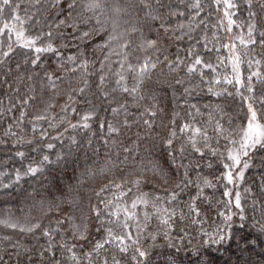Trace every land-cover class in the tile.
Wrapping results in <instances>:
<instances>
[{"label":"trees","instance_id":"obj_1","mask_svg":"<svg viewBox=\"0 0 264 264\" xmlns=\"http://www.w3.org/2000/svg\"><path fill=\"white\" fill-rule=\"evenodd\" d=\"M90 2L0 0V264H264V0Z\"/></svg>","mask_w":264,"mask_h":264},{"label":"snow or ice","instance_id":"obj_2","mask_svg":"<svg viewBox=\"0 0 264 264\" xmlns=\"http://www.w3.org/2000/svg\"><path fill=\"white\" fill-rule=\"evenodd\" d=\"M57 3H59V0H56ZM249 2V6H251V0H248ZM2 4L4 6H9V0H2ZM226 4H227V7H234L233 4L231 3H228V0H226ZM100 7V4L98 3V0H91V2L89 3L88 5V8L89 10H93V9H96V8H99ZM143 7L145 8H148L150 7L149 4L147 3H144L143 4ZM262 7H264V5H262ZM0 11H2V8H0ZM227 15V13H226ZM250 15H253V13H250ZM153 19H156V17H152ZM15 19L19 20V17H15ZM234 21H232L231 19H229V25L233 24ZM5 28H8V25H5ZM255 28V25H249V43H255L254 40L251 39V36H252V32ZM9 31H11V29L9 28L8 29ZM0 31H4V29H0ZM18 37L19 36H22L23 33H17ZM85 35H87V33H85ZM262 36H264V32L261 33ZM241 43H244V41L242 40ZM34 44V41H28V45H32ZM145 44L147 46V48H154L157 44V41L155 40H146L145 41ZM123 48L127 49L129 47V44L126 42L123 44L122 46ZM225 47H227V45H225ZM52 47L51 45H49L48 48L46 49H41V48H36V51L37 52H40V51H52ZM8 53H5V55H7ZM33 63H35V61H33ZM197 64L200 63V60L197 59L196 61ZM153 67H155V65H153ZM192 69H190L191 71ZM145 71V68H141L140 70V75H143V72ZM254 75H258V73H254ZM49 79H51V76H49ZM229 83H231V81H228ZM237 83H239V80H237ZM125 91H127V89H125ZM249 92H252L253 89L251 87H249L248 89ZM261 103H264V100H261ZM113 111H116L115 109ZM249 112L251 113V116H250V119H249V123H248V126H247V129L245 130V133H244V140H243V143L241 144V153L240 154H236L234 155L231 151L229 152L228 154V159L232 160L233 161V167L235 165H239L241 160H240V155H243V156H248V149L249 148H254L256 145L258 144H261V145H264V125H261L260 123L257 122V113L256 111L254 110L253 108V105L250 103L249 104ZM154 114V113H153ZM44 117H38V119H43ZM85 119H88V117H85ZM145 123H147V121H145ZM85 127H87V124L84 125ZM110 130L111 131H115V129H112L111 126H110ZM197 132L199 130H196ZM231 142V141H230ZM169 143H171V141H169ZM193 147H195V144H193ZM198 150V149H197ZM226 168H229V165H225ZM245 169L249 167L248 163L245 162L244 163V166H243ZM31 171L35 172L36 170L35 169H32ZM227 181L229 183H233L234 181V177H233V173L231 170H229L226 174V177ZM236 179H243V169L240 170V172L238 173ZM205 183H208L207 181H205ZM229 193L225 192V195L227 196ZM235 205L237 208H241V203H240V194L237 193L236 195V201H235ZM135 206V205H133ZM226 220H231V216H227L225 218ZM241 219H243V217H241ZM11 227H16V225H10ZM39 225H33L31 228H28L27 231L31 232L33 231L35 228H38ZM21 231H25L24 228H21ZM261 231L264 232V224L261 225ZM44 235L45 236H48V232L45 231L44 232ZM79 237L81 239H84L85 236L83 233H80L79 234ZM116 239L119 241V243L121 245L124 244V237H116ZM128 239H131V237H128ZM153 239H155V237H153ZM224 237L221 236L220 237V240H223ZM136 241H133V244H135ZM63 247V245H62ZM103 245L102 244H99L97 243L96 245V248H102ZM69 251H71V249H69ZM120 251L121 252H126L127 251V246L125 247H121L120 248ZM137 253H138V256L139 257H144L146 255V252L144 250H141L140 248H136L135 250ZM133 259H136V257L134 256ZM105 264H108V261L105 260ZM113 264H120V262L118 260H116L115 257H113ZM138 264H139V261H138Z\"/></svg>","mask_w":264,"mask_h":264},{"label":"rangeland","instance_id":"obj_3","mask_svg":"<svg viewBox=\"0 0 264 264\" xmlns=\"http://www.w3.org/2000/svg\"><path fill=\"white\" fill-rule=\"evenodd\" d=\"M228 16L229 15H223L222 16V19L224 20L225 19V22H227L226 23V25H227V27H229V21L227 20V18H228ZM11 29V31H7V33L9 34V36L10 35H13V38H15L14 40H16V42L17 43H20L17 39H16V37L17 38H19L18 37V35H17V33H23V35H24V30H23V28L21 29L20 27H17V26H15L14 24H11V25H9L8 26V29ZM6 29V28H5ZM22 35V36H23ZM28 41H31V40H29V39H27L25 36H23L22 37V42L24 43H22V45H24V46H28ZM21 44V43H20ZM30 46H32V45H30ZM30 46H28V47H30ZM230 61H231V67L233 68V70L234 71H236V73H237V77L239 76V72H240V69H239V64H238V61L235 59V57H231V59H230ZM249 104L250 103H247L246 104V108H245V110H246V119H245V124H244V126H243V128H242V130H241V133L239 134V136L237 137V141L234 143V145L231 147V149H230V151L234 154V155H236V154H240L241 153V151H242V149H241V144L243 143V140H244V133H245V130L247 129V126H248V123H249V119H250V116H251V113L249 112ZM253 108H254V106H253ZM254 110L256 111V109L254 108ZM256 113H257V111H256ZM257 122L258 123H260L261 125H264V122H262V121H260V119H259V116H258V113H257ZM258 145H260V144H258ZM258 145H256V146H258ZM255 146V147H256ZM254 147V148H255ZM254 148H249L248 149V153H250ZM229 151V152H230ZM240 160H241V162H240V164L239 165H235L234 167H233V161L232 160H230V164H229V170H231L232 171V173H233V177H234V181H233V183H235L236 181H238V179H236V177H237V175H238V173L240 172V170H241V168L243 169V162L245 161V156H243V155H240Z\"/></svg>","mask_w":264,"mask_h":264}]
</instances>
